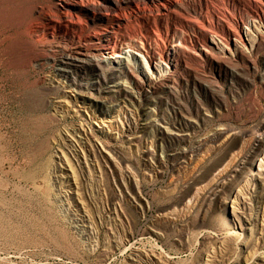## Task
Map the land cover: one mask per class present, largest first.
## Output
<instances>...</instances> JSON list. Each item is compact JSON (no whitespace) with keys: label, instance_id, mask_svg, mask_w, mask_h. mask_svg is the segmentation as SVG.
<instances>
[{"label":"rangeland","instance_id":"rangeland-1","mask_svg":"<svg viewBox=\"0 0 264 264\" xmlns=\"http://www.w3.org/2000/svg\"><path fill=\"white\" fill-rule=\"evenodd\" d=\"M62 1L103 17L72 35L57 0H0V263L264 264V0ZM117 25L136 80L67 51Z\"/></svg>","mask_w":264,"mask_h":264},{"label":"bare ground","instance_id":"bare-ground-1","mask_svg":"<svg viewBox=\"0 0 264 264\" xmlns=\"http://www.w3.org/2000/svg\"><path fill=\"white\" fill-rule=\"evenodd\" d=\"M18 1V0H17ZM38 1V0H37ZM58 2H59V5H58V7H55V9H54V13L53 14H57L58 15V17H56L55 15V17L56 18H58L59 20H61L67 27L69 26V27H71V28H73V31L71 32L72 33V35L74 34V33H76L78 30V28H79V30L80 31H83V29H85V31L87 30V26L89 25V24H91V23H93V21L95 20V19H98V18H102L103 17V15L102 14H100L101 13V9L100 8H98L96 5H93V4H89V1L88 2H86L85 4H83V2H82V0L80 1V2H82V3H79L78 1H73V3L71 4V3H64L65 1H62V0H57ZM99 1H102V2H105V3H107V4H110V5H117L118 3H120V0H99ZM125 1H127V2H129L130 4H132L133 3V5H138V2H142L143 4H145V5H148V6H150V7H152V5L156 2V1H158V0H125ZM174 1V0H173ZM181 1V0H180ZM186 1V0H185ZM35 2V1H34ZM46 2V1H45ZM92 2V1H91ZM90 2V3H91ZM171 2V1H170ZM172 3V2H171ZM64 4V5H63ZM143 4H142V6H143ZM38 5V4H37ZM42 5V4H41ZM46 5V4H45ZM144 5V6H145ZM177 5H179V2L178 3H172L171 4V6L173 7V6H177ZM54 6V5H53ZM140 6V5H139ZM154 6V5H153ZM160 6V5H159ZM158 6V7H159ZM163 6V5H162ZM165 6V5H164ZM41 7V6H40ZM157 7V8H158ZM63 8H65V9H69L70 11H72L73 13H75V14H79L80 16H82V18H81V21L83 22L82 24H77V23H74L73 21H71L65 14H63V12H62V9ZM117 8H118V6H117ZM165 8H167L166 6H165ZM164 8V9H165ZM35 9V8H34ZM124 9V8H123ZM109 10V9H108ZM107 10V11H108ZM111 10V9H110ZM136 10V11H135ZM134 10V12H131L132 14H130V16L128 17L127 15H125L126 17H124V18H121V19H119L117 22L118 23H120V24H123V25H127V24H129L130 22H131V20H136V19H139V18H142V17H150V16H153V14H154V9H138V8H136ZM50 11V10H49ZM112 11V10H111ZM29 12V11H28ZM109 12V11H108ZM156 12L157 13H159L160 12V10H156ZM41 13H42V11H41ZM67 13V12H66ZM96 13H98V15L96 16ZM122 13V12H121ZM49 14V13H48ZM72 14V13H71ZM117 14V13H116ZM123 14V13H122ZM121 14V15H122ZM29 15V14H28ZM108 15H110V13L108 14ZM114 15V14H113ZM157 15V14H156ZM159 15H161V14H159ZM182 15V14H181ZM117 16H119L118 14H117ZM180 16V15H179ZM49 17H51V15L49 16ZM190 17V16H189ZM77 18V17H76ZM79 18V17H78ZM35 19V18H34ZM52 19H53V16H52ZM153 19H155V18H153ZM193 19V18H192ZM20 20V19H19ZM28 20V19H27ZM54 20H55V18H54ZM78 20V19H77ZM198 20V19H197ZM48 21L49 22H53L50 18L48 19ZM58 21V20H57ZM75 21H76V19H75ZM25 22V21H24ZM201 23V22H200ZM251 25L253 26V28L256 26V22H255V20L253 21V20H251ZM39 24H41L40 22H39ZM23 25V24H22ZM28 25V24H27ZM26 25V26H27ZM34 25V24H33ZM119 25V24H118ZM118 25H117V27H118ZM155 25V24H154ZM138 26V25H137ZM205 26V25H204ZM157 27V26H156ZM19 28H21V27H19ZM30 28V27H29ZM77 30V31H76ZM132 31V30H131ZM130 31V32H131ZM64 33L65 31H61V32H59V33ZM155 32V31H154ZM117 33H118V37L116 36V34H113V32H110V31H101V30H98V32H96L95 31V29L94 30H91L90 32H88L87 33V37L88 36H92V35H94L95 36V39H97L98 41L99 40H101V39H103V38H108V41H107V44H106V47H105V50H100V49H98L97 47H93V46H80L77 42H72L71 43V46H70V48H69V50H67V51H69L70 53L71 52H73V51H75V52H78V51H84V52H87L88 53V56H90V58L92 59V61L93 62H95V63H97V65H100V64H106V65H108V64H111V66H112V63H114V69H117V70H119L120 72L121 71H125L126 73H128V75L130 76L131 75V77L133 76L131 73H130V70H129V68H128V62H126V58L128 59V55L126 56V55H124V54H128L129 53V55L131 56V57H135V58H137V59H140V58H142L143 57V55L140 53V52H138L137 50L136 51H134V52H132L131 50L130 51H125V52H122V53H117V54H115L114 52V50H115V45H116V43H117V41H116V39L117 38H120L119 39V41H122V42H124V43H126V45H129V40L126 38L127 36H128V33L125 31V29L122 31L121 30V28L120 27H118L117 28ZM157 33V32H156ZM44 35H46L47 37L48 36H50L51 38H53L54 36H55V33H54V30H52V29H47L46 31H44ZM158 36H159V34H157ZM30 37V36H29ZM37 37V36H36ZM65 37V36H64ZM93 37V36H92ZM142 37V36H141ZM160 37V36H159ZM84 38H80L79 36L77 37V40L78 41H80V40H83ZM125 40H127V41H125ZM136 41V40H135ZM142 41H144V40H142L141 39V42L139 43V45H141L140 46V48H142V45H143V43H142ZM215 41H216V39H215ZM214 40L212 41L214 44H216V42H215ZM219 41H220V39H219ZM180 43H179V45H180V49L178 50V52H179V54L180 55H183V54H185V49L184 48H186V47H188L192 42H193V40H191V39H182L181 41H179ZM134 45H136V44H134ZM58 46V45H57ZM175 46V45H174ZM62 46H60V48H61ZM128 47V46H127ZM144 47V46H143ZM133 49V48H132ZM143 49V48H142ZM104 51L106 52V51H108V52H111L110 54H112L111 56H108L106 53V56H104V55H102V54H104ZM161 51V50H160ZM147 52V51H146ZM161 52H163V51H161ZM113 54H115V55H113ZM164 54V53H163ZM86 55V54H85ZM154 55L155 54H152L151 56H150V58H149V60L147 61V67H146V65L144 66V68H145V70L147 71V77H149L150 78V73L151 72H149V71H153L154 69H156V63H154ZM158 55V54H157ZM160 55H162V54H160L159 53V55L157 56L158 57V59H161V57H159ZM170 55H172V54H170ZM169 54H167V57H169L170 56ZM178 57V59L175 61V65L177 66V67H180V66H182V64H181V62H180V56L178 55L177 56ZM73 60H75L74 58H72ZM77 59V58H76ZM80 60V59H79ZM79 60H76V61H79ZM125 61V62H124ZM110 62H112V63H110ZM163 62V61H162ZM180 65V66H179ZM186 66V65H185ZM115 71V70H114ZM63 72V74H64V76L65 77H67V71H62ZM133 79H135L134 77H132ZM146 78V77H145ZM139 79V78H138ZM136 80V79H135ZM159 80V79H158ZM155 81V80H154ZM160 81H162V80H160ZM140 86V85H139ZM145 86V85H144ZM142 87V86H141ZM143 88V87H142ZM141 88V89H142ZM125 91V93H128V91H126V90H124ZM108 93H110V94H112V91L110 90V91H107ZM117 92V91H116ZM130 93V92H129ZM111 98V97H110ZM95 102H97V101H95ZM106 114H110V112H106ZM162 134V133H161ZM164 136V138L165 139H167V140H175L176 139V137L177 136H179V135H174V134H167V136L166 135H163ZM175 136V137H174ZM6 205H4V208L6 209V207H5ZM2 206H0V222H3V221H5V217H7L6 215H5V210L4 209H2L1 208ZM8 208V207H7ZM8 211V210H7ZM6 211V212H7ZM17 232V231H16ZM31 252V251H30ZM39 258H38V256H33V255H28L27 256V259L26 260H32L31 262H30V264H36V260H38ZM4 260H6V259H4ZM7 260H9V261H7V262H1L0 264H13L12 263V261H10V260H13L12 258H7ZM40 260H44V263H46V264H50V260H52L51 258H49V257H46L45 256V258L44 259H40ZM39 261V260H38ZM40 262V261H39ZM42 263V262H41ZM24 264H27L26 262L24 263ZM29 264V263H28Z\"/></svg>","mask_w":264,"mask_h":264},{"label":"built area","instance_id":"built-area-1","mask_svg":"<svg viewBox=\"0 0 264 264\" xmlns=\"http://www.w3.org/2000/svg\"><path fill=\"white\" fill-rule=\"evenodd\" d=\"M167 54H172V53H167ZM174 56V55H173ZM158 58V57H157ZM159 61H160V59H158ZM174 65H175V61H174ZM176 66V65H175ZM149 87L147 86V89H148ZM147 91V90H146ZM148 92V91H147Z\"/></svg>","mask_w":264,"mask_h":264}]
</instances>
